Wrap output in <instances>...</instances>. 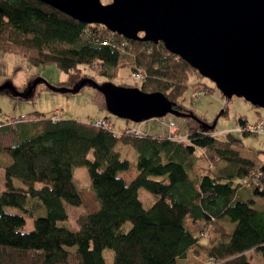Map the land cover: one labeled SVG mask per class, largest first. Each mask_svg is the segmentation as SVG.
Instances as JSON below:
<instances>
[{
  "label": "trees",
  "instance_id": "16d2710c",
  "mask_svg": "<svg viewBox=\"0 0 264 264\" xmlns=\"http://www.w3.org/2000/svg\"><path fill=\"white\" fill-rule=\"evenodd\" d=\"M0 51L33 64L55 63L69 73V86L87 76L82 66L112 78L119 67L131 64L132 71L145 76L142 90L162 92L175 102L189 73L197 71L162 42L127 40L40 0H0ZM198 90L210 92L206 86ZM2 115L0 110L5 169L0 264H106V249L113 252L111 264H178L191 252L199 254L200 237L211 226L219 237L206 248L209 264H253L251 252L264 258V206L256 207L257 199L264 198V163L245 155L243 138L230 132L219 138L196 118H188L187 139L179 140L39 111L9 120ZM248 123L238 118L243 136L252 134ZM119 144L139 155L134 177H126L132 162L121 157ZM91 151L93 159L88 158ZM3 155L10 157L8 163ZM225 163V171H216ZM76 166L87 167L89 188L76 185ZM141 188L155 195L149 207L140 198ZM28 198L37 199L46 213L25 231V217L6 207L30 211ZM68 206L85 209L77 229L62 224L69 218ZM221 220L234 226L228 231ZM189 223L202 227L190 229Z\"/></svg>",
  "mask_w": 264,
  "mask_h": 264
},
{
  "label": "water",
  "instance_id": "95a60500",
  "mask_svg": "<svg viewBox=\"0 0 264 264\" xmlns=\"http://www.w3.org/2000/svg\"><path fill=\"white\" fill-rule=\"evenodd\" d=\"M85 24H99L130 41L163 43L202 76L213 81L226 100L244 98L264 108V0H40ZM40 80L34 81L35 88ZM92 86L105 97L108 111L120 118L142 122L172 114L196 118L176 108L164 93L138 87L98 83L84 77L73 87L56 91L79 92ZM0 92L20 93L7 82Z\"/></svg>",
  "mask_w": 264,
  "mask_h": 264
},
{
  "label": "rangeland",
  "instance_id": "374dc122",
  "mask_svg": "<svg viewBox=\"0 0 264 264\" xmlns=\"http://www.w3.org/2000/svg\"><path fill=\"white\" fill-rule=\"evenodd\" d=\"M105 3V2H104ZM140 51L145 47H139ZM131 53L134 54L132 49L129 48ZM129 54V55H130ZM0 86L9 82L20 93H25L29 84H33L34 81L40 80L32 91V95L29 98L23 99L19 96H15L12 93L0 92V110L3 116L17 117L27 115L33 111H39L46 116L61 115L64 119H74L79 121H90L93 119H105L111 125L114 131H120L129 126L134 132H140V134H147L153 136H172L179 140H186L188 136V118L177 117L172 114H167L164 117H154L142 122H133L124 118H120L111 114L105 104V97L103 93L98 91L92 86H85L79 92H62L56 91L52 87H73L65 84L69 79V73L64 72L58 68L55 63L47 64H33L22 58L17 54H6L0 51ZM128 60V59H127ZM129 61V60H128ZM133 66L119 67L117 73L112 78L99 75L95 69L89 66H82L81 73L87 75L86 77L93 78L98 83L110 81L115 85L127 86V87H141V83L145 80V76L142 73V77L136 79L133 76ZM140 73V72H138ZM84 78V77H83ZM79 82V81H78ZM206 86L210 89V92L199 91L198 89ZM176 102H179L188 112L194 113L196 116H200L203 121L209 123L216 121L214 133L219 138L225 137L226 133L230 132L238 137L243 138L245 146L251 148H264V136L261 134H254L243 136L242 130H236L238 124V118H247L249 123H256L257 119L264 120V108L255 107L249 101L244 98L234 96L231 100H226L222 92L218 89L216 84L210 79L202 76L198 71H192L189 73L187 79V86L183 94L177 98ZM227 109L225 114H222V110ZM176 122V131L172 134L169 129V120ZM211 124V123H209ZM136 128V129H135ZM259 136V137H258ZM117 150L120 151L122 158H127L132 162L131 170L126 173V177H134L137 170L138 153L130 145L119 144ZM200 149L197 150L199 154ZM2 154L0 153V156ZM7 156L8 163L10 157ZM88 158L93 159V151L88 155ZM264 163V152L260 156ZM1 160V157H0ZM5 161V160H4ZM203 164V162H199ZM227 164H221L216 171H225ZM120 175H125L121 172ZM20 183L19 180H15ZM74 181L79 188L90 187V176L86 166H76L74 168ZM5 191V169L4 165L0 163V192ZM246 191H251L250 187L246 188ZM140 198L146 207H149L155 201V195L150 193L144 188L140 189ZM251 195L252 192H250ZM254 197V195H253ZM240 198H245L241 196ZM263 201V202H262ZM264 206V198H258L256 207L262 208ZM25 207L30 211H26L17 207H6V211L12 213L22 214L26 223L24 226L25 231H30L34 228V220L39 215L44 216L46 211L35 198H28ZM69 218L66 222L62 223L69 228L77 229L78 220L84 214L85 209L83 207L68 206ZM220 223L230 231L233 226L229 221H220ZM130 223L125 225V229L130 227ZM190 229H200L202 224L193 225L189 223ZM219 237L214 227L206 228V231L201 235L200 245L203 246L199 250V254L191 252L188 259L181 260L178 264H209L211 263L207 255L206 248L210 247L212 243ZM70 251H75V247L68 248ZM253 258V264H262L264 258L256 253H249ZM106 264H111L113 260V252L110 249L104 251Z\"/></svg>",
  "mask_w": 264,
  "mask_h": 264
},
{
  "label": "built area",
  "instance_id": "2783aa9c",
  "mask_svg": "<svg viewBox=\"0 0 264 264\" xmlns=\"http://www.w3.org/2000/svg\"><path fill=\"white\" fill-rule=\"evenodd\" d=\"M0 61H1V55H0ZM138 72H140V71H134V73H133V76L136 79H139L140 77H142V72H140V73H138ZM1 118L3 120H9V117H7V116L2 115ZM168 124H169V129H170L171 133L173 134L176 131V127H177L176 122L172 119V120H169ZM96 125L100 126V127H110L109 122L105 119H96ZM246 128L248 131H250L251 133H254V134L264 133V120H258L256 123H248ZM131 131L133 133L140 134V132H137V131L134 132L133 130H131Z\"/></svg>",
  "mask_w": 264,
  "mask_h": 264
},
{
  "label": "crops",
  "instance_id": "0c3cea01",
  "mask_svg": "<svg viewBox=\"0 0 264 264\" xmlns=\"http://www.w3.org/2000/svg\"><path fill=\"white\" fill-rule=\"evenodd\" d=\"M258 120H260V119H257L256 121H258ZM126 128V127H125ZM127 128H131V129H134V128H132V127H129V126H127ZM237 129L236 130H238V131H241L240 129H239V126H237L236 127ZM136 129V128H135ZM242 132V131H241ZM262 136H264V134H261ZM259 137V136H258ZM264 138V137H263ZM258 147V146H257ZM251 148V147H247L246 146V148H247V152H245V155L247 156V157H251L252 159H254L257 163H263V161H262V159L260 158V156L263 154V152H264V148H263V146L262 147H260L259 146V148ZM247 195H249L250 196V194L247 192L246 193V197H248Z\"/></svg>",
  "mask_w": 264,
  "mask_h": 264
},
{
  "label": "flooded vegetation",
  "instance_id": "af4514ba",
  "mask_svg": "<svg viewBox=\"0 0 264 264\" xmlns=\"http://www.w3.org/2000/svg\"><path fill=\"white\" fill-rule=\"evenodd\" d=\"M33 90H34V88L32 87V83H31V84H29L26 92H32Z\"/></svg>",
  "mask_w": 264,
  "mask_h": 264
}]
</instances>
